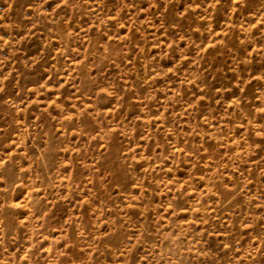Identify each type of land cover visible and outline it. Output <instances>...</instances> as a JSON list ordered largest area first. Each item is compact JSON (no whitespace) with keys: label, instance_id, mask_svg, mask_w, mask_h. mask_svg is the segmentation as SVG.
I'll use <instances>...</instances> for the list:
<instances>
[{"label":"rangeland","instance_id":"rangeland-1","mask_svg":"<svg viewBox=\"0 0 264 264\" xmlns=\"http://www.w3.org/2000/svg\"><path fill=\"white\" fill-rule=\"evenodd\" d=\"M0 264H264V0H0Z\"/></svg>","mask_w":264,"mask_h":264}]
</instances>
